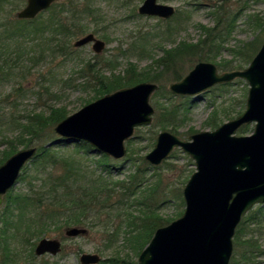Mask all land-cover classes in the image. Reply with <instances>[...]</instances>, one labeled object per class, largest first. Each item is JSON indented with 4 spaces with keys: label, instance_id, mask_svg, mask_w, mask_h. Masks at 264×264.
<instances>
[{
    "label": "rangeland",
    "instance_id": "1",
    "mask_svg": "<svg viewBox=\"0 0 264 264\" xmlns=\"http://www.w3.org/2000/svg\"><path fill=\"white\" fill-rule=\"evenodd\" d=\"M26 1L17 0L9 6L4 14L5 17H15V14L25 6ZM69 1L58 0L55 6L42 13L36 21L17 25L23 31L30 32L31 37H27L28 39L26 38L24 43L19 40L20 46L17 42L11 41L4 57L2 58L0 55V99H5L1 105L5 107L4 112L8 116L11 112L17 116L32 112L43 113L47 116L51 107H63L68 115L73 114L84 105L102 97L95 98L92 87L85 89L82 87L87 84V81L94 79L96 71L102 73V77L107 81L126 75L130 67H135L137 72L144 71L148 72L147 75H155L162 70L158 59L166 54L167 49L175 48L180 42L196 43L204 37L202 26L213 27L216 25L217 17L212 6L220 0H158V2L168 3L176 8L175 15L169 19L139 14L138 7L144 0H74L79 7L77 19L76 15L71 14L75 12L72 8L73 11L69 15H62L64 19H68V22H64L66 31H58L52 28V20L55 21L54 18L60 16V8L68 5ZM220 3L224 6L218 12L220 17H224V13L227 11L236 12L240 8L239 5L245 6L243 13L238 14L236 27L226 41L223 42L224 38L218 37L217 44L221 43L223 48L217 52L215 61L210 60L217 65L219 72L223 73L233 70L232 67L227 66L228 63L233 64L240 60L239 57H236L237 55L234 56L235 53L231 49H237L252 41H255L258 50L260 49L264 41V30L260 33L261 29L259 28H262L264 24V0H250L248 4L246 0H223ZM76 20L79 26L73 28ZM81 23L85 26L81 27ZM1 30L4 31V28ZM36 31L39 32L35 34ZM59 32H68L69 35H57ZM90 32L95 33L98 38L106 42L103 52L96 53L92 44L82 47L74 46L77 39ZM196 61L186 57L180 60L178 67L183 69L180 70L182 78L194 68L198 63ZM249 64L250 62L245 63L243 69ZM82 68L85 70L84 74L81 72ZM87 74L90 79L84 76ZM171 74V71L168 74L164 73L158 81L144 80L140 82L157 83L159 88L155 93L164 87L167 94L170 92L171 101L175 106L185 100L191 103V109L178 131V135L183 138L189 139L191 134L199 131L214 130L208 125L212 119L218 120L217 127H219L240 115L246 108L250 85L243 78L217 84L195 96H183L175 95L169 89L170 84L176 82L171 81ZM154 94L151 97L153 106H155ZM168 95L157 96L160 101L165 102ZM152 123L136 128L134 136L131 138L134 141V158L142 156L145 158V155L153 149L156 137L162 130L157 129V134L153 137ZM246 125L245 134H251L255 122ZM1 131L0 128V139ZM51 136H53V140L48 144H62L66 149L61 152L68 157L74 156L83 165L94 163L102 155L92 149L89 158L85 159L84 151L75 145L87 143L64 140L56 133L55 129ZM36 147L38 153V146ZM22 148L27 147L20 149ZM3 149L4 145L0 143V151ZM127 157L128 149L126 156L122 159L110 158L123 162ZM32 160L26 164V168L36 171ZM66 167L60 165L57 171L63 172ZM195 170V161L179 147L175 148L170 158L165 160L159 169L149 170L150 182L157 183L158 178L162 179L158 186L157 196L161 200L168 199L159 210L161 217L176 219L179 217L176 215L185 210L183 189ZM156 174L159 175L155 176ZM26 184L19 180L13 188L22 191L25 190ZM253 213L256 218L251 223L247 222V226L241 233V239L244 241V239L250 238L254 245L249 248L252 251L249 254V261L244 262L242 259L241 264H264V204L255 205L242 220ZM69 225L60 221L58 224L51 225L46 235L32 241L36 245L41 238L48 237L58 238L63 244L62 251L58 255L36 256L37 260L33 264H81L80 256L83 253L100 254L103 260L99 264H110L104 263L110 257H120L121 261L118 264L138 262L139 257L129 248V244L124 246L122 243V236H118L111 245L107 243L111 228L110 232H106L104 229L101 231L83 225L89 230L86 235L69 238L64 233L65 228ZM31 244L20 247L24 250ZM246 249V246H242L240 251L244 253ZM122 259L127 261L122 262Z\"/></svg>",
    "mask_w": 264,
    "mask_h": 264
},
{
    "label": "water",
    "instance_id": "2",
    "mask_svg": "<svg viewBox=\"0 0 264 264\" xmlns=\"http://www.w3.org/2000/svg\"><path fill=\"white\" fill-rule=\"evenodd\" d=\"M56 1L27 0L16 17L34 19ZM138 12L169 19L176 8L158 0H144ZM90 43L96 53L106 48V42L93 32L77 39L74 46ZM236 78L250 85L246 108L240 115L214 130L191 134L189 139L162 130L153 149L145 155L148 163L159 166L179 147L195 161L196 170L183 189V214L155 231L137 264H230L240 222L255 205L264 204V41L245 69L220 73L215 63L200 61L169 88L175 95L195 96ZM158 88L157 83L147 81L120 88L84 105L54 129L64 140L84 141L100 154L121 159L127 154L126 142L136 128L153 122L151 97ZM254 122L251 134H237L243 125ZM36 154V146L22 148L0 165V205ZM88 231L84 226L69 225L64 233L75 238ZM61 251L62 241L58 238L43 237L35 247L37 256H55ZM101 261L98 253L80 256L81 264Z\"/></svg>",
    "mask_w": 264,
    "mask_h": 264
},
{
    "label": "trees",
    "instance_id": "3",
    "mask_svg": "<svg viewBox=\"0 0 264 264\" xmlns=\"http://www.w3.org/2000/svg\"><path fill=\"white\" fill-rule=\"evenodd\" d=\"M16 1L0 0V19H2L0 20V55L2 58L11 41L17 42L20 46L19 40L24 43L27 37H31L30 32L23 31L17 25L32 23L44 13L42 12L33 20H20L16 16L5 17L8 7ZM220 1L212 6L217 17L216 25L202 26L204 37L196 43L180 42L175 48L167 49L166 54L158 59L162 70L155 75H147L148 72L144 71L137 72L135 67H130L126 75L107 81L102 77V73L96 71L94 79H90L88 74L84 75L90 81L82 87L84 89L92 87L96 98L140 81H158L164 73L168 74L169 71L172 73L171 81H179L182 79L180 70L183 69L178 66H180V60L185 57L192 58V61L197 60L196 62L215 61L217 52L223 48L221 43L217 44L218 37L224 38L222 41L225 42L236 27L238 14L245 10V6L239 5L240 8L236 12L227 11L224 17H220L218 12L224 8ZM246 2L248 4L250 0ZM55 5L56 3L52 7ZM72 8L75 12H72ZM69 13L76 15V19L79 15V7L74 0H70L68 5L60 8V16L55 17V21L52 20V28L66 31L64 22H68V19H64L62 15H69ZM76 26H79L77 20L73 28ZM2 28L4 31L1 30ZM259 28L261 33L264 30V24L262 28ZM60 34L69 35L68 32H59L57 35ZM231 50L240 60L233 64L228 63L227 66L232 67L233 70H240L245 63L251 62L258 48L255 41H252ZM83 69L81 72L84 74ZM162 94L165 96L169 94V98L166 97L167 101H160L157 95ZM168 94L164 87L154 94L156 113L151 125L154 128L153 137L157 134V129H167L179 134L178 131L191 109V103L186 100L175 106L171 101L170 92ZM4 100V98L0 99V128L2 129L0 143L4 145V149L0 151V165L21 147L38 146V153L32 160L37 170L27 169L25 166L19 177L20 181L27 183L25 190L17 191L12 188L3 199L0 209V264H33L37 257L34 253L35 243L32 241L46 235L51 225L58 224L60 221L68 225H87L101 231L104 229L106 232H110L111 228L107 243L111 245L118 236H122L124 246L129 244V248L139 257L155 230L174 219H164L159 214L161 206L168 201V199L161 200L157 196L162 179L158 178L157 183H154L150 182L151 179L148 177L149 170L159 169V166H151L143 156L134 158L132 139L127 141L128 157L123 162L102 154L94 163L83 165L74 156L68 157L61 152L66 149L62 144H48L53 140L51 135L55 125L68 116L65 108L51 107L47 116L36 112L22 116L11 112L8 116L4 112L5 107L1 105ZM218 123L215 118L208 125L215 129ZM246 131L247 125H244L238 132L245 134ZM75 146L84 151L85 159L89 158L90 150L93 149L91 145L77 144ZM60 165L67 166L63 172L57 171ZM182 213L180 211L176 217ZM255 218L256 215L253 213L239 224L234 237L235 250L230 264H241L242 259L244 262L249 261V254L252 252L249 248H252L254 244L250 238L243 241L241 233L247 226V222L251 223ZM25 244H31V246L21 249L20 246ZM242 246L247 247L244 253L240 251ZM119 261H121L120 257H110L104 263L118 264ZM126 261L122 259V262ZM130 264H137V262Z\"/></svg>",
    "mask_w": 264,
    "mask_h": 264
},
{
    "label": "flooded vegetation",
    "instance_id": "4",
    "mask_svg": "<svg viewBox=\"0 0 264 264\" xmlns=\"http://www.w3.org/2000/svg\"><path fill=\"white\" fill-rule=\"evenodd\" d=\"M58 2V0L55 2V3H57ZM54 3V4H55ZM161 3V2H160ZM165 4H168V3H165ZM50 7H52V6H50ZM139 8V7H138ZM48 10V9H47ZM139 13V12H138ZM143 16H145V15H143ZM149 17H154V16H149ZM159 18V17H158ZM62 246H63V244H62ZM45 255V254H44Z\"/></svg>",
    "mask_w": 264,
    "mask_h": 264
},
{
    "label": "bare ground",
    "instance_id": "5",
    "mask_svg": "<svg viewBox=\"0 0 264 264\" xmlns=\"http://www.w3.org/2000/svg\"><path fill=\"white\" fill-rule=\"evenodd\" d=\"M163 226H164V225H163ZM160 227H161V226H160ZM158 228H159V227H158ZM158 228H157V229H158ZM157 229H156V230H157ZM156 230H155V231H156ZM154 233H155V232H154ZM153 235H154V234H153ZM152 237H153V236H152Z\"/></svg>",
    "mask_w": 264,
    "mask_h": 264
}]
</instances>
